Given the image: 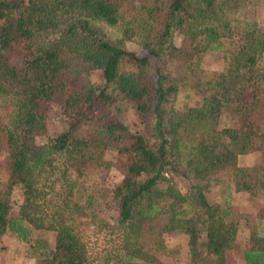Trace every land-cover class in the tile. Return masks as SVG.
Masks as SVG:
<instances>
[{
	"label": "trees",
	"instance_id": "16d2710c",
	"mask_svg": "<svg viewBox=\"0 0 264 264\" xmlns=\"http://www.w3.org/2000/svg\"><path fill=\"white\" fill-rule=\"evenodd\" d=\"M263 2L0 0V155L8 158L0 242L7 233L29 242L45 229L52 243L35 238L30 246L43 264H169L163 257L177 251L164 235L176 230L186 237L182 264H226L239 223L229 192L209 201L215 175L227 179L225 189L264 201V25L231 13ZM14 44L20 63L8 55ZM219 49L227 68L204 69L202 57ZM182 93L194 102L179 104ZM54 103L64 126L39 143ZM125 103L140 129L125 121ZM253 153L256 164L239 163ZM120 156L128 159L121 179L87 192L83 180ZM107 210L115 211L108 244L93 248L90 232ZM249 215L258 221L243 263L264 264V204Z\"/></svg>",
	"mask_w": 264,
	"mask_h": 264
},
{
	"label": "rangeland",
	"instance_id": "374dc122",
	"mask_svg": "<svg viewBox=\"0 0 264 264\" xmlns=\"http://www.w3.org/2000/svg\"><path fill=\"white\" fill-rule=\"evenodd\" d=\"M231 17L235 18H249L254 19L260 25H264V2L260 3L254 7L243 6L238 11L232 12ZM103 29L106 31L107 35L110 37H116L119 35L117 27H108L104 26ZM176 43L181 45L183 48L189 47V42L184 39H176ZM127 47L138 54H143V49L133 41H128ZM8 55L15 63L21 62V51L20 47L14 44L9 50ZM228 55L224 52V49L215 50L208 52L202 57L201 66L208 71H224L228 66ZM89 78L95 85H101V79L99 73L93 72L89 75ZM184 102L193 103L194 95L189 93L185 95L182 93L179 97V104ZM123 116L126 118L125 121L129 124V127L132 130L140 129V126L136 123L137 116L133 108L125 103L122 106ZM47 130L44 135L37 137V142L42 143L46 140L48 136L55 135L60 132L63 128V119L60 114L59 106L54 103L50 106L47 114ZM259 155L256 153L241 155L239 157V163L241 165L251 166L256 164L259 161ZM128 159L126 156H120L118 160L112 165V167L107 170L102 176L91 175L87 179L83 180L84 186L87 187V192L97 193V188H100L101 185L104 188H110L115 183H117L122 174L125 171L126 164ZM8 168V158L5 155H0V175L4 179ZM218 183L212 185L211 192L208 194V199L210 202L220 201L223 193L229 192L231 197V212L234 220H237L239 223L238 239L237 245L226 252V264H244L242 258V247L244 239H246L249 234V230L252 229L257 223L255 216L249 215V212L254 211L255 209L263 206V198L248 199L246 194L234 192L233 185L230 184V190L225 189L227 184V179L222 176L221 173L217 175ZM264 178V173H262ZM100 182V184H99ZM102 182V183H101ZM12 199V213L15 214L18 210V204L21 202V194L18 189H14L11 194ZM115 211L107 210V212H100L102 218V223L99 226H95L93 232L91 233V242L93 248H102L107 243L109 238L110 227L114 223ZM105 224V226L103 225ZM264 224V220L261 225ZM259 227V224L258 226ZM35 238H43L48 243L53 241V232L45 229L35 230L31 236L29 242H23L10 233L5 234L2 237L0 242V264H43L41 259L31 255V244L32 240ZM165 244L168 248L176 250L177 253L174 254V257H163L169 264H182L185 259L186 252V237L176 230L170 231L164 235ZM200 250L202 251L203 246L199 245Z\"/></svg>",
	"mask_w": 264,
	"mask_h": 264
}]
</instances>
